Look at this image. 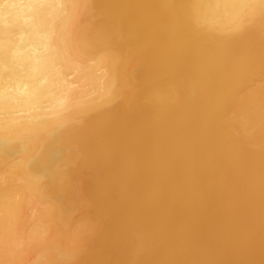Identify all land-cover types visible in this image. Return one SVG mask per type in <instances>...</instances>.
<instances>
[{
    "label": "bare ground",
    "instance_id": "6f19581e",
    "mask_svg": "<svg viewBox=\"0 0 264 264\" xmlns=\"http://www.w3.org/2000/svg\"><path fill=\"white\" fill-rule=\"evenodd\" d=\"M0 264H264V0H0Z\"/></svg>",
    "mask_w": 264,
    "mask_h": 264
}]
</instances>
